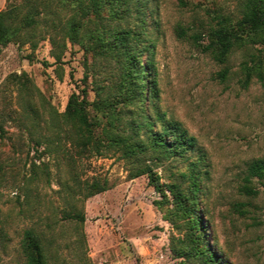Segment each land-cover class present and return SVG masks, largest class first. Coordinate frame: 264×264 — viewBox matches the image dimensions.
<instances>
[{"label":"rangeland","instance_id":"obj_1","mask_svg":"<svg viewBox=\"0 0 264 264\" xmlns=\"http://www.w3.org/2000/svg\"><path fill=\"white\" fill-rule=\"evenodd\" d=\"M147 1L144 24L133 17L112 25L144 31L137 47L142 61L153 60L154 101L197 142L187 156L156 161L153 170L167 183L200 160L198 214L210 225V246L229 264H264V186L253 181L257 195L243 189L249 163L264 157V80L255 77L247 88L239 82L242 61L260 52L236 48L220 63L176 31L185 26L207 44L210 13H238L242 0ZM8 2L0 0V11ZM66 45L0 46V264H25L22 239L31 227L46 233L49 264H181L169 248L181 230L154 204L162 195L148 175L130 178L133 165L118 151L83 154L64 133L53 136L50 122L62 120L73 93L93 101L116 92L122 73L95 42ZM95 179L109 188L84 198L80 187ZM75 211L83 223L67 216Z\"/></svg>","mask_w":264,"mask_h":264},{"label":"trees","instance_id":"obj_2","mask_svg":"<svg viewBox=\"0 0 264 264\" xmlns=\"http://www.w3.org/2000/svg\"><path fill=\"white\" fill-rule=\"evenodd\" d=\"M147 2L9 0L6 9L0 11V46L19 42L31 43L36 48L40 40L50 39L55 47L63 50L67 41L77 44L93 41L105 55H112L122 67L119 89L108 95L98 93L93 101L73 93L61 115L62 120L52 118L50 122L53 136L60 138L64 133L70 144L83 154L118 151L133 165L130 178L147 174L150 183L162 195V200L154 204L181 230L178 236L171 237L169 247L172 254L182 260L181 264L186 260H195L198 264H229L210 246L205 231L210 225L198 214L203 190L200 160L188 163L185 171L175 173V179L167 183L153 170L156 161L187 156L196 149L197 142L180 122L167 118L154 101L158 90L153 60L149 57L146 62L142 61V51L137 47L144 31L131 26L118 29L112 25L128 23L133 17L144 24ZM179 2L188 5L186 0ZM210 15L207 44L199 41L200 33L189 35L182 25L177 27L178 36L193 39L220 63H226L236 48L258 49L260 53H251L249 59L242 61L239 82L247 88L255 77L264 80V0H242L238 13L220 9ZM145 50H149L148 47ZM55 56L59 58L60 55ZM229 73L227 66L218 75L225 80ZM145 86H148L147 93ZM28 108L33 111L30 106ZM253 181L264 186V157L248 165L243 189L249 195L259 193ZM108 188L107 181L95 179L80 190L84 198H88ZM67 216L80 223L85 221L80 211L67 213ZM45 235L44 230L36 227L24 231L25 264H49Z\"/></svg>","mask_w":264,"mask_h":264}]
</instances>
